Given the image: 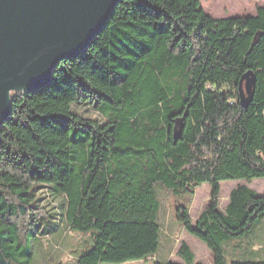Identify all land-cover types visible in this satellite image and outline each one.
<instances>
[{"label":"trees","instance_id":"obj_1","mask_svg":"<svg viewBox=\"0 0 264 264\" xmlns=\"http://www.w3.org/2000/svg\"><path fill=\"white\" fill-rule=\"evenodd\" d=\"M249 70L257 84L244 109L238 85ZM255 178H264V6L215 18L201 0H119L48 85L12 96L0 128V264L32 263L37 231L54 223L41 205L46 186L65 197L71 229L93 235L78 264H123L158 252L157 186L194 196L204 183L211 200L199 219L186 204L177 217L214 264H228L226 246L261 221L264 196L241 185L221 210V182ZM178 253L165 264H205L186 242Z\"/></svg>","mask_w":264,"mask_h":264},{"label":"water","instance_id":"obj_2","mask_svg":"<svg viewBox=\"0 0 264 264\" xmlns=\"http://www.w3.org/2000/svg\"><path fill=\"white\" fill-rule=\"evenodd\" d=\"M118 2L0 0V128L11 111V93L48 85L63 60L78 57L92 43ZM256 84L252 70L240 79L238 98L244 109L254 101Z\"/></svg>","mask_w":264,"mask_h":264},{"label":"rangeland","instance_id":"obj_3","mask_svg":"<svg viewBox=\"0 0 264 264\" xmlns=\"http://www.w3.org/2000/svg\"><path fill=\"white\" fill-rule=\"evenodd\" d=\"M201 3L203 9L215 18L254 16L257 8L264 6V0H201ZM223 89L228 90L227 87ZM21 93V91H14L11 96ZM74 109L85 117L99 119L103 122L106 120L89 105H74ZM181 122V120H177L178 128H181ZM241 185H246L264 196V178H255L251 182L245 179L225 180L221 182L219 206L221 210H225L229 204L231 192ZM156 194L160 202L158 218L160 247L158 252L145 260L123 264H165L169 261H182L178 250L183 242L191 247L198 260L205 264H214L207 244L185 230L177 217V206L186 204L189 206V215L195 223L210 204V184L204 183L196 188L194 196L189 194L176 196L162 186H157ZM40 195L42 197L41 205L47 207L50 214L54 216L52 219L54 223L47 234L41 232V229L37 231V237L33 240L34 259L31 264H78V259L93 247L92 233H80L71 229L63 216L65 197L59 195L52 186L43 188ZM234 241L236 242L226 246L228 264L233 261L234 253L249 255L251 252L255 253L256 249L261 246L264 247V216L246 238ZM245 260H250V258Z\"/></svg>","mask_w":264,"mask_h":264},{"label":"crops","instance_id":"obj_4","mask_svg":"<svg viewBox=\"0 0 264 264\" xmlns=\"http://www.w3.org/2000/svg\"><path fill=\"white\" fill-rule=\"evenodd\" d=\"M238 240H240V239H238ZM233 242H236V241H233ZM233 242H231V243H233ZM231 243H229V244H231ZM256 250L257 251L255 253L251 252L249 255H247L246 253H241V255H238L237 253H234L233 254L234 255V259L233 260H245L246 258H250V260H264V247L261 246L260 248H258Z\"/></svg>","mask_w":264,"mask_h":264}]
</instances>
